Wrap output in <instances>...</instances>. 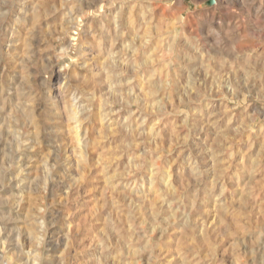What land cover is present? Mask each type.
Returning <instances> with one entry per match:
<instances>
[{"label": "rangeland", "instance_id": "1", "mask_svg": "<svg viewBox=\"0 0 264 264\" xmlns=\"http://www.w3.org/2000/svg\"><path fill=\"white\" fill-rule=\"evenodd\" d=\"M0 264H264V0H0Z\"/></svg>", "mask_w": 264, "mask_h": 264}, {"label": "bare ground", "instance_id": "2", "mask_svg": "<svg viewBox=\"0 0 264 264\" xmlns=\"http://www.w3.org/2000/svg\"><path fill=\"white\" fill-rule=\"evenodd\" d=\"M64 54H65V53H64ZM62 55H63V54H62ZM75 107H78V106H75ZM76 111H79V110L77 109ZM76 111L73 112V114H72L73 116H71V118L73 117V119H75V120H74L75 122L78 121V119H79L78 116H79V114H80V113H77ZM77 114H78V116H77ZM77 118H78V119H77ZM77 124L79 125V123H77ZM77 124H76V126H77ZM80 125H81V124H80ZM80 125H79V126H80ZM79 126H77V128H78ZM80 127H81V126H80ZM78 129H79V128H78ZM1 246H2V245H1Z\"/></svg>", "mask_w": 264, "mask_h": 264}]
</instances>
